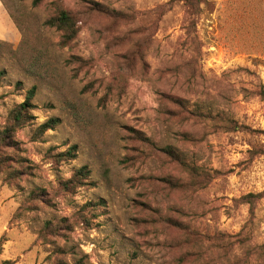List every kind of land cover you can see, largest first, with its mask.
Returning <instances> with one entry per match:
<instances>
[{
    "label": "rangeland",
    "instance_id": "obj_1",
    "mask_svg": "<svg viewBox=\"0 0 264 264\" xmlns=\"http://www.w3.org/2000/svg\"><path fill=\"white\" fill-rule=\"evenodd\" d=\"M0 72V264H264V0H0Z\"/></svg>",
    "mask_w": 264,
    "mask_h": 264
},
{
    "label": "trees",
    "instance_id": "obj_2",
    "mask_svg": "<svg viewBox=\"0 0 264 264\" xmlns=\"http://www.w3.org/2000/svg\"><path fill=\"white\" fill-rule=\"evenodd\" d=\"M183 1L188 5V8L192 10L194 9L198 10V5L201 3L202 0H183ZM103 13L109 15L113 12L104 10ZM45 26L49 28H54L57 31H59L61 33V38H62L63 43H67L71 41L77 33L76 23L74 21V18L70 13L66 11H60L56 16L49 18L45 22ZM3 76H4V72H0V82L2 81ZM34 96H35V88L32 87L26 91L24 101L20 105H17L12 110L10 114L11 124L9 128H6L4 130L3 136L2 138H0V143L5 142V138L10 137L11 133L14 130L21 128L28 120H31L33 118L32 116H30L29 113L30 111L34 109V106L31 103ZM262 97L264 98V96ZM175 103L179 105V102H175ZM58 123L59 121L57 119H49L38 126V128L36 129V133L38 135H42L43 133L47 131L53 130L58 125ZM239 128L240 127H238L237 125H235V123H233L234 130L239 129ZM241 128L247 129L244 127H241ZM161 152L164 155L168 156L169 158L175 157V154L169 148L161 149ZM262 154L264 155V152H262ZM55 157L57 159H62L64 161H72L76 157V147L71 146L66 151L57 154ZM176 161H179L178 158L176 159ZM180 164L183 165L188 170L194 169V168H189V166L185 165L183 162H180ZM88 178H89V172L87 168L82 167V168L75 170L74 173L71 175V177L62 181L60 185L62 189H64L67 192L75 190L81 186H94L93 184L87 182ZM261 195L262 194H257V195L248 194L244 196L243 200L248 205H251L252 201L254 199L260 198ZM103 203L104 202L100 200L99 202H97V205L103 206ZM88 206L93 207L94 204H88Z\"/></svg>",
    "mask_w": 264,
    "mask_h": 264
}]
</instances>
